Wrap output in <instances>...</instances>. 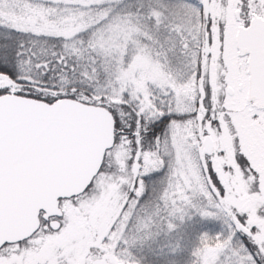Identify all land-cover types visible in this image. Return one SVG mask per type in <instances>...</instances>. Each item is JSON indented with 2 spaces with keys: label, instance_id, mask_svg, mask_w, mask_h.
Returning a JSON list of instances; mask_svg holds the SVG:
<instances>
[{
  "label": "snow or ice",
  "instance_id": "obj_1",
  "mask_svg": "<svg viewBox=\"0 0 264 264\" xmlns=\"http://www.w3.org/2000/svg\"><path fill=\"white\" fill-rule=\"evenodd\" d=\"M0 264H264V0H0Z\"/></svg>",
  "mask_w": 264,
  "mask_h": 264
}]
</instances>
